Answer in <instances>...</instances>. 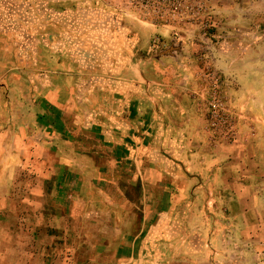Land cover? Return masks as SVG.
<instances>
[{"label": "crops", "instance_id": "1", "mask_svg": "<svg viewBox=\"0 0 264 264\" xmlns=\"http://www.w3.org/2000/svg\"><path fill=\"white\" fill-rule=\"evenodd\" d=\"M243 6L218 43L230 57L264 50V0ZM7 36L0 31V264H264L262 136L260 171L250 172L242 149L234 157V147L206 143L187 84L152 72L157 61L109 56L108 74L96 76L78 47L62 59L63 48L47 55L42 40L52 68L38 74L27 46L14 51ZM190 46L170 39L161 67L184 63ZM238 63L229 74L245 92Z\"/></svg>", "mask_w": 264, "mask_h": 264}, {"label": "rangeland", "instance_id": "2", "mask_svg": "<svg viewBox=\"0 0 264 264\" xmlns=\"http://www.w3.org/2000/svg\"><path fill=\"white\" fill-rule=\"evenodd\" d=\"M61 1L58 4L57 0H0V31L8 33L6 39L13 50L20 48V44L27 46L24 54L29 56L34 72L42 74L52 68L40 51L42 40L52 43V48H47L50 51L45 52L47 55L56 54L54 47L63 48L62 59H68L73 47H78V59L93 61L96 65L91 67L96 76L108 74L105 60L109 56L115 61L122 60V56L142 61L151 58L159 65H153L152 72L172 77L180 86L187 84L189 95L203 114L206 143L215 150L234 147V157L240 156L238 152L242 149L251 161L247 170L260 171L254 159L260 137L264 138V129H261L264 121L258 118L264 115V50L233 52L230 57L231 53L218 46L229 39V30L232 31L226 18L230 12H243L244 0H233L234 3L221 0V20L214 19L212 0ZM107 15L109 29L105 30ZM117 16L121 18L120 27L115 20ZM256 23L252 20L251 24ZM170 39L190 44L189 57L184 63L169 61L161 67L158 60ZM5 54L6 50L0 46V57L4 59ZM235 63L243 73L237 74L248 77L245 92L240 90L241 84L234 80L235 76L229 74L230 65ZM187 73L192 75L191 85L184 77ZM215 95L222 101L226 113L221 123L210 108Z\"/></svg>", "mask_w": 264, "mask_h": 264}, {"label": "built area", "instance_id": "3", "mask_svg": "<svg viewBox=\"0 0 264 264\" xmlns=\"http://www.w3.org/2000/svg\"><path fill=\"white\" fill-rule=\"evenodd\" d=\"M175 4L176 2L174 1L173 5ZM210 108L212 110L214 117H216L221 123L225 119L226 113L222 101L216 95L213 96V99L210 103Z\"/></svg>", "mask_w": 264, "mask_h": 264}]
</instances>
